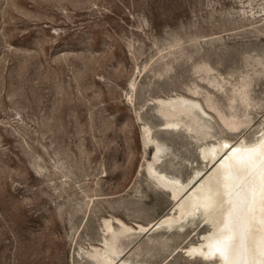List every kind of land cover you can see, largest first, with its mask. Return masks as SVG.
Here are the masks:
<instances>
[{"label":"rangeland","instance_id":"1","mask_svg":"<svg viewBox=\"0 0 264 264\" xmlns=\"http://www.w3.org/2000/svg\"><path fill=\"white\" fill-rule=\"evenodd\" d=\"M177 96L207 116L163 115ZM262 131L264 0H0V264H101L106 238L129 264H215L185 254L201 217L135 227L174 205L147 165L188 182L201 148Z\"/></svg>","mask_w":264,"mask_h":264},{"label":"bare ground","instance_id":"2","mask_svg":"<svg viewBox=\"0 0 264 264\" xmlns=\"http://www.w3.org/2000/svg\"><path fill=\"white\" fill-rule=\"evenodd\" d=\"M158 102L163 105L161 113L165 116L187 112L193 117L198 112L204 116L208 114L199 103L186 97H169ZM167 125L178 127V123L173 122ZM146 131L145 139L149 136V130ZM251 142L224 139L215 146L211 144V147L201 148L200 155L208 160L210 166L205 172H195L188 182L157 170L151 163L146 164L148 174L168 191L174 205L171 212L146 226L138 224L135 227L139 231H149L164 225L181 227L186 217H201L213 232L203 235L202 243L185 249L187 257H200L204 261L215 259V264H264V132L259 139ZM153 149V159L160 160L161 146L155 144ZM110 219H105L104 225L108 233L114 235L116 229ZM116 221L121 224L124 233L136 230L120 219ZM112 241L106 238L102 242L104 247H93L89 256L101 264H129L111 255L115 251Z\"/></svg>","mask_w":264,"mask_h":264}]
</instances>
